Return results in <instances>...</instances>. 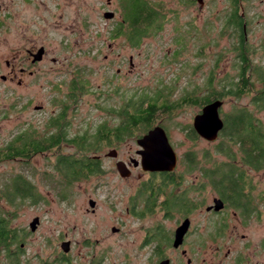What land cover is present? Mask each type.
I'll return each instance as SVG.
<instances>
[{
    "label": "flooded vegetation",
    "instance_id": "obj_1",
    "mask_svg": "<svg viewBox=\"0 0 264 264\" xmlns=\"http://www.w3.org/2000/svg\"><path fill=\"white\" fill-rule=\"evenodd\" d=\"M142 5L157 20L155 25L159 31L169 22L173 31H218L219 36L224 31L234 42L236 31H242L249 47V74L245 77L249 83V92L245 94L250 100L248 108L254 105L256 97L264 94V64L253 59L258 53L264 58V0H0V36H12L11 58L5 60L9 75L0 74V79L14 81L18 76L31 78L40 73L47 62L48 49L46 45L38 46L32 31L47 26H51V31H91L88 20L90 14L95 13L106 21L104 31H112V39L120 40L124 38L125 20ZM65 20L66 25L62 23ZM118 31L121 34L116 35ZM107 48L114 52L113 44H108ZM228 51L236 58L234 45L232 49L230 45ZM117 57L122 58V54L118 53ZM133 60L131 56L128 73L135 69ZM51 61L60 63L57 58ZM81 77L78 76L73 85H80ZM240 78L238 76V80ZM82 80L89 88V82ZM17 81L22 84V79ZM80 88L73 92L71 100ZM124 105L122 101L118 109H105L119 121L113 126L106 123L110 134L101 147L110 148L104 157L115 162L112 164L116 171H107L104 158L98 154L88 155V161L97 163L99 170H88V177L82 179H88L89 206L85 210L88 217H96L105 205L113 213L111 220L121 226L110 228L111 238L102 236L100 227L89 226L88 242H83L84 245L62 241L59 263L72 264L69 260L75 246L80 248L81 244L88 247V264H264V160L260 164L251 156H243L231 145L235 142L223 139L222 131L213 142L217 145V154L201 157L198 172L179 173V157L174 172L145 171L142 140L161 127L170 142L168 127L154 124L118 137L117 129L125 127ZM220 115L222 118L221 111ZM57 120L59 123L52 125L55 131L46 137L60 136L61 151L65 142L76 147L64 138L66 112ZM91 137L88 135V143ZM129 138L135 139L137 148L123 155L118 146ZM55 149L58 153L59 148L54 146L47 151ZM53 158L60 159L59 156ZM120 164L126 168L127 177L119 172ZM99 193L105 201L93 197ZM120 202L126 203L125 213L134 225L132 240L127 242L122 238L126 224L124 213L119 210ZM81 253L77 250V256L86 259Z\"/></svg>",
    "mask_w": 264,
    "mask_h": 264
},
{
    "label": "rangeland",
    "instance_id": "obj_2",
    "mask_svg": "<svg viewBox=\"0 0 264 264\" xmlns=\"http://www.w3.org/2000/svg\"><path fill=\"white\" fill-rule=\"evenodd\" d=\"M62 23L66 25L67 21ZM88 24L91 31H51V26L32 31L38 46L46 45L48 59L35 77L18 76L16 80L7 82L0 79V150L17 141L16 138L27 130L30 136L35 133L33 137L36 140L50 135L55 131L52 125L62 112H66L67 121L63 128L65 140L86 137L88 141V135L93 136L103 123L111 126L118 124L117 116L108 114L105 109H118L122 101L141 98L142 95L154 96L167 87H173L172 99L178 100L187 92L207 87L212 76L219 90L238 81V60L228 51L230 45L232 49L234 40L227 33L219 36L218 31H173V25L166 22L162 31L145 38L135 48L125 38L112 39L113 32L104 31L106 21L95 13L90 14ZM11 38L8 34L0 36L1 75H9L5 60L11 58ZM110 43L114 52L107 48ZM204 46V54H200ZM178 51L180 54L174 60ZM118 53L122 54V58L117 57ZM218 55L225 56L219 59ZM131 56L135 69L133 73H128ZM51 58H57L60 63H52ZM253 59L264 64L262 53ZM78 76L90 85L88 88V83L79 78L84 90L74 93L75 97L71 100L73 91L70 89ZM18 79H22V84ZM205 93L206 89L202 95ZM224 103L222 118L235 107L248 108L250 100L245 96L241 99L230 97ZM37 106L42 110L38 111ZM250 109H254L253 106ZM200 111L197 107H186L172 118L161 121L168 127L170 142L179 157V173L188 172L186 154L194 153L197 161H202L201 157L207 153L211 156L217 154L215 143L203 139L193 141L189 137L187 129ZM259 117L263 119L264 112ZM118 147L123 155L137 148L135 139L131 138ZM109 149L103 147L94 153L104 158L107 171H116L112 164L114 161L104 157ZM94 153H89V156ZM79 154L77 147L65 142L58 153L55 149L42 152L28 162L17 159L0 163V213L3 210L11 221V227L18 231L24 242L16 264H61L58 257H62V241L88 242L89 226L94 229L100 227L102 236L111 238L110 228L121 226L111 220L113 213L105 205L92 219L85 213L89 206L88 179L68 187L62 186L64 181L57 171L58 160L53 157L64 155L79 159ZM193 172H198V168ZM18 175L35 186L40 197L37 201L17 198L11 205L3 198L6 186ZM190 177L189 182L192 180ZM17 181L14 183L22 184ZM99 194L93 197L104 199L103 194ZM119 206L126 224L122 238L127 242L132 240L134 225L125 213L126 203L120 202ZM36 217L40 219V225L32 232L30 224ZM81 244L80 248L75 246L69 260L72 264H88V247ZM77 250L86 259L81 260Z\"/></svg>",
    "mask_w": 264,
    "mask_h": 264
},
{
    "label": "trees",
    "instance_id": "obj_3",
    "mask_svg": "<svg viewBox=\"0 0 264 264\" xmlns=\"http://www.w3.org/2000/svg\"><path fill=\"white\" fill-rule=\"evenodd\" d=\"M148 12L149 10L142 5V8L136 10L129 19L125 20L126 26L122 35L130 45L140 46L145 38L155 36L160 32L155 25L157 20L152 15H149ZM119 32H116V35L121 34ZM222 34H224V31H222ZM204 51L205 46L200 50V54H204ZM234 51L236 60H238L239 76L241 77L237 83H231L219 90L215 86V77L212 76L207 87L187 92L178 100L172 99L173 87H167L164 91H157L154 96L142 95L141 98H131L129 101L124 102L122 116L125 127L124 129H117V136L119 137L121 133L125 134L133 129L144 130L145 127L161 124L164 118H172L179 110L186 107L193 106L201 109L216 100H225L230 97L241 99L249 92V83L245 78L249 74V47L242 31H236ZM178 54H180L179 51L175 59L179 56ZM78 86L80 85H72L71 90L73 92L76 91ZM205 89L206 93L202 95ZM82 90H84V87L80 88V92ZM253 103L254 109L235 107L232 112L224 115L225 126L222 136L224 140L235 142V144L231 145L234 149H239L243 156H251L255 163L261 164L262 160H264V118L261 119L259 115L264 112V94L256 97ZM58 123L59 121L56 120L55 124ZM106 125L104 123L98 127V131L91 137L89 143L86 137L72 140V143L76 144L81 153L79 154L81 156L79 159L64 155L59 156L57 171L61 175L65 187L88 177V170H99L97 163L92 160L88 161V155L89 153L97 152L103 146L102 142L110 134ZM187 131L191 140L200 139L192 126H189ZM28 132V130L22 132L16 138L17 141L0 150V163L17 159L28 162L34 155L45 152L52 146L58 147L60 150V136L45 137L40 139V141L34 139V132H32L31 136ZM229 155L233 154L229 153ZM205 156H211V154L207 153ZM186 158L188 172L197 170L198 161L196 155L191 152L186 154ZM15 180H19L17 182L22 184L14 183ZM10 183L3 192V198L7 199L11 205L14 204L17 198H29L34 201L40 198L35 186L22 175L16 176ZM3 213L2 210L0 213V264H16L17 258L23 251L21 245L24 242L18 231L11 227V221L7 215Z\"/></svg>",
    "mask_w": 264,
    "mask_h": 264
},
{
    "label": "water",
    "instance_id": "obj_4",
    "mask_svg": "<svg viewBox=\"0 0 264 264\" xmlns=\"http://www.w3.org/2000/svg\"><path fill=\"white\" fill-rule=\"evenodd\" d=\"M224 106L223 100H216L206 105L202 111L196 115L193 122V128L197 135L210 143L219 138L223 131L225 123L221 118L220 111ZM37 110L40 107L36 108ZM144 151L142 165L145 171L153 172H174L178 165V156L169 142L166 132L163 128L157 127L141 142ZM119 172L127 177L126 168L123 165L118 166ZM40 224L39 218H35L30 224V229L35 232ZM64 244L63 247L67 246ZM67 251V248H66Z\"/></svg>",
    "mask_w": 264,
    "mask_h": 264
}]
</instances>
